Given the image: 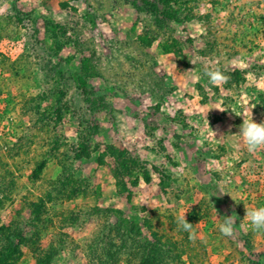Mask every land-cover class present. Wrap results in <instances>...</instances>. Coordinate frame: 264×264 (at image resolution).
<instances>
[{"label":"rangeland","instance_id":"obj_1","mask_svg":"<svg viewBox=\"0 0 264 264\" xmlns=\"http://www.w3.org/2000/svg\"><path fill=\"white\" fill-rule=\"evenodd\" d=\"M251 114L264 0H0V264H264Z\"/></svg>","mask_w":264,"mask_h":264},{"label":"clouds","instance_id":"obj_2","mask_svg":"<svg viewBox=\"0 0 264 264\" xmlns=\"http://www.w3.org/2000/svg\"><path fill=\"white\" fill-rule=\"evenodd\" d=\"M203 75L208 78V83L213 86H218L227 82L229 79V77L224 75L219 68H206ZM208 111L205 113V119L207 121V126L210 128L209 121L206 118ZM211 133L216 136V133L212 130ZM201 134L203 135V130ZM236 135L241 138L244 147L250 153H254L257 150L264 148V122H255L252 114L250 119H245L243 117V122L239 128V134ZM185 214L186 212L176 217V224L180 229L189 233L190 240L195 241L197 234L193 229V224L187 222ZM245 217L248 219L249 224L254 231H264V207H258L252 210L246 209ZM234 223V214L223 217L222 223L219 225L220 233L224 236H232L234 233Z\"/></svg>","mask_w":264,"mask_h":264},{"label":"trees","instance_id":"obj_3","mask_svg":"<svg viewBox=\"0 0 264 264\" xmlns=\"http://www.w3.org/2000/svg\"><path fill=\"white\" fill-rule=\"evenodd\" d=\"M152 5V4H151ZM151 7H153V9H156L155 8V5L154 6H151ZM154 11V10H153ZM164 13H165V11H163V15H164ZM132 231V230H131ZM147 245H149L151 248H150V250H151V253H156V252H158V251H160L159 250V248H160V246L161 245H158V244H155V243H149V242H147L146 243ZM151 260V259H150ZM4 261V260H3ZM3 261L1 262V264H3ZM149 260H148V258L146 257L145 258V260H144V262H148ZM141 264V263H140ZM144 264V263H143Z\"/></svg>","mask_w":264,"mask_h":264}]
</instances>
